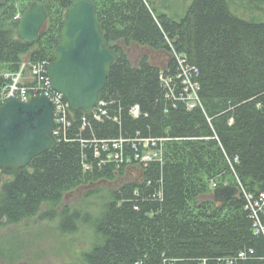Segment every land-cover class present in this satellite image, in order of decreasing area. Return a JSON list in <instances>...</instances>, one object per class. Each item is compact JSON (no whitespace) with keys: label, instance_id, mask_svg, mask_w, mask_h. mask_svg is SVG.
<instances>
[{"label":"trees","instance_id":"1","mask_svg":"<svg viewBox=\"0 0 264 264\" xmlns=\"http://www.w3.org/2000/svg\"><path fill=\"white\" fill-rule=\"evenodd\" d=\"M75 1L0 0V108L7 76L55 60ZM92 1L116 55L103 104L69 110L55 149L1 175L0 229L58 219L65 235L84 221L94 234L85 264H264V235L248 207L264 193V0H193L179 19L152 0ZM34 2L48 20L25 43L17 16ZM136 49L161 62L134 59ZM24 77L37 89V77ZM214 184L239 192L218 203ZM86 187L101 206L83 218L62 202Z\"/></svg>","mask_w":264,"mask_h":264},{"label":"water","instance_id":"2","mask_svg":"<svg viewBox=\"0 0 264 264\" xmlns=\"http://www.w3.org/2000/svg\"><path fill=\"white\" fill-rule=\"evenodd\" d=\"M47 20L44 5L32 3L20 20L19 39L36 42ZM115 61L96 17L95 3L75 1L66 11L56 58L47 69L53 90L64 96L71 111L91 114L100 105V94ZM55 129L54 107L46 96H34L29 102L9 98L0 108V177L17 175L33 159L55 149ZM238 192L235 186L220 187L214 198L225 203Z\"/></svg>","mask_w":264,"mask_h":264},{"label":"rangeland","instance_id":"3","mask_svg":"<svg viewBox=\"0 0 264 264\" xmlns=\"http://www.w3.org/2000/svg\"><path fill=\"white\" fill-rule=\"evenodd\" d=\"M152 1L158 11L179 19L185 15L193 0ZM143 54L150 55L154 63L161 62L157 54L140 49L134 50L132 57L135 59L136 55ZM62 206L68 207L71 212L78 211L84 218L87 214L92 216L99 212L101 200L99 195L92 196V187H86L67 195ZM59 221L33 219L19 226L0 229V264H85L83 254L92 243V228L79 221L77 232L62 235L58 231Z\"/></svg>","mask_w":264,"mask_h":264},{"label":"built area","instance_id":"4","mask_svg":"<svg viewBox=\"0 0 264 264\" xmlns=\"http://www.w3.org/2000/svg\"><path fill=\"white\" fill-rule=\"evenodd\" d=\"M22 16L18 15L17 19H21ZM48 66L46 65H38L34 66L31 70L28 69V65L24 64L21 67V70L19 73L7 76L6 78L10 80V85L7 87L8 90L6 92V95L4 96V102L5 103L9 98L14 97L17 98L23 102H29L32 97L34 96H46L54 107V119L56 124V129L54 132V137L60 136V132L62 130H66L70 127V122L68 121V115L69 113V106L64 98L63 95L55 92L52 88L51 82L48 78L47 74ZM26 71H30L31 75L34 77H37L39 80V86L36 88L29 89L25 87V73ZM31 93V94H30ZM103 103H100L99 106H101ZM98 106V107H99ZM138 108L135 109L136 116L138 115ZM121 143V142H120ZM114 149H119V143L116 141L114 142ZM97 157H99L98 154H96ZM156 155L152 154H146L141 158L138 154L135 156V160H141V161H147L150 162ZM108 158H111L109 156ZM125 161L122 159L121 164H124ZM126 163L132 164L131 160H127ZM214 188H217V186L214 184ZM249 202V209L252 211V217L254 218L255 227L259 233H262L264 235V193L258 196L257 198L250 197ZM244 255H240V257H243Z\"/></svg>","mask_w":264,"mask_h":264}]
</instances>
